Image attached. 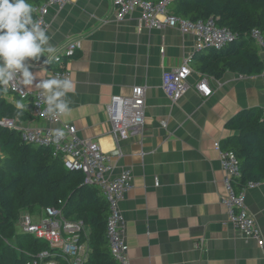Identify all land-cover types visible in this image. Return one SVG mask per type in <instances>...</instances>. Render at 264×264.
<instances>
[{"label":"crops","instance_id":"1","mask_svg":"<svg viewBox=\"0 0 264 264\" xmlns=\"http://www.w3.org/2000/svg\"><path fill=\"white\" fill-rule=\"evenodd\" d=\"M114 12L113 0H73L49 9L46 30L56 53L70 41L79 49L52 66L32 62L33 82L26 84L21 76L24 88L43 92L39 84L52 78L49 67H64L73 90L63 98L70 111L61 123L73 126L80 139L99 144L112 167L107 178L131 171L133 189L119 204L131 264H264L256 243L227 223L221 158L214 147L236 134L226 123L238 112L253 109L264 119V49L258 47L260 74L225 72L215 79L201 74L208 53H196L190 35L146 28L139 10L122 21ZM186 62L190 88L170 101L162 76ZM201 76L208 78V98L193 88ZM138 87L145 92L143 135L115 139L106 106L112 96H132ZM0 100L23 108L13 95L0 93ZM13 120L18 130L47 126L32 111ZM244 204L264 240V183L245 191Z\"/></svg>","mask_w":264,"mask_h":264},{"label":"built area","instance_id":"2","mask_svg":"<svg viewBox=\"0 0 264 264\" xmlns=\"http://www.w3.org/2000/svg\"><path fill=\"white\" fill-rule=\"evenodd\" d=\"M171 0H113L117 21L139 10L140 19L149 29L175 28L183 35H190L195 41V51L205 49L219 50L230 43L234 36L226 28L218 27L213 17L206 20L192 22L172 15L169 12ZM73 0H46L33 6L35 19L42 22L47 28L45 17L51 8L61 9L71 4ZM251 38L259 48L264 49V34L258 30L251 31ZM79 49L78 42H67L56 53L55 60L72 58ZM53 61V60H52ZM52 78L68 79L69 72L51 70ZM186 62L178 68L163 74L161 87L170 101H177L190 88L188 78L191 74ZM193 88L203 97L211 95L208 78L201 76ZM5 94L13 95L19 101L31 104L34 117L42 120L47 126L19 130L20 140L25 144L49 147L52 155L60 157L64 167L69 171H78L86 184L96 187L108 207V216L105 225V238L111 258L116 264H131L128 257V248L124 238L123 220L119 204L133 189L132 174L129 169L117 176L107 178L112 170L108 155L105 154L97 142L89 139H80L76 130L69 124L61 123V116H53L46 112L47 103L42 91H27L21 79L17 76L6 90ZM144 88H136L129 97L112 96L106 106L108 121L115 139L127 140L130 137L142 136L144 132ZM0 128L18 129L15 121L0 118ZM63 131V137H57V131ZM214 147L220 153L221 170L226 194L221 203L226 210L227 223L245 239L253 240L257 247L264 252V240L253 216L247 211L244 199L245 191L258 183L247 182L245 186L235 191L234 180L239 177V165L231 151H223L220 142ZM117 155H119L117 153ZM157 186V182L154 183ZM40 215H21L17 217L15 228L18 234L27 235L46 243L47 249L42 250L30 258L29 264H86L89 247L85 226L79 220H71L63 216L62 211L55 207H46ZM197 246V244H196Z\"/></svg>","mask_w":264,"mask_h":264},{"label":"trees","instance_id":"3","mask_svg":"<svg viewBox=\"0 0 264 264\" xmlns=\"http://www.w3.org/2000/svg\"><path fill=\"white\" fill-rule=\"evenodd\" d=\"M44 1L28 0L32 6ZM169 12L192 22L213 17L218 27L234 36L219 50L205 49L208 58L200 66L202 75L219 79L225 72L243 77L262 72L251 31L264 34V0H171ZM63 60H53L49 65ZM21 103L23 108L17 109L0 100V118L29 117L31 104ZM226 128L236 133L220 143L221 150L231 151L239 165L234 190L247 182L264 183V119L256 110H242L227 121ZM46 207L59 208L64 217L79 220L88 228L86 264H116L105 238L108 207L99 190L84 183L80 172L67 170L49 147L22 143L18 129L0 128V264H29L32 256L47 249L45 242L18 234L15 229L20 211Z\"/></svg>","mask_w":264,"mask_h":264},{"label":"clouds","instance_id":"4","mask_svg":"<svg viewBox=\"0 0 264 264\" xmlns=\"http://www.w3.org/2000/svg\"><path fill=\"white\" fill-rule=\"evenodd\" d=\"M34 11L28 0H0V89L6 90L18 75L26 84H31L30 64L49 63L56 58V48L50 43L46 27L34 18ZM39 87L43 90L48 114L57 116L70 111L63 99L73 90L70 80L53 77L41 81ZM17 107L23 105L18 101ZM56 135L63 137L64 132L58 130Z\"/></svg>","mask_w":264,"mask_h":264},{"label":"rangeland","instance_id":"5","mask_svg":"<svg viewBox=\"0 0 264 264\" xmlns=\"http://www.w3.org/2000/svg\"><path fill=\"white\" fill-rule=\"evenodd\" d=\"M40 213H41L40 211H20L18 215L21 216L24 214V215H31L32 217H36L40 215Z\"/></svg>","mask_w":264,"mask_h":264},{"label":"water","instance_id":"6","mask_svg":"<svg viewBox=\"0 0 264 264\" xmlns=\"http://www.w3.org/2000/svg\"><path fill=\"white\" fill-rule=\"evenodd\" d=\"M202 51H204V50H201V51H196V53H199V52H202Z\"/></svg>","mask_w":264,"mask_h":264}]
</instances>
